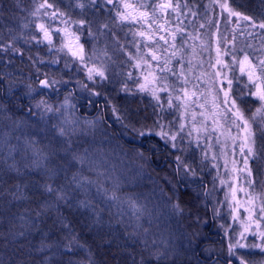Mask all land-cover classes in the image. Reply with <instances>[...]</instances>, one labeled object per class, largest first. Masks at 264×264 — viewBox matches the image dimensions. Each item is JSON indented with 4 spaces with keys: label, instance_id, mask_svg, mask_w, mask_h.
Instances as JSON below:
<instances>
[{
    "label": "rangeland",
    "instance_id": "obj_1",
    "mask_svg": "<svg viewBox=\"0 0 264 264\" xmlns=\"http://www.w3.org/2000/svg\"><path fill=\"white\" fill-rule=\"evenodd\" d=\"M36 2L39 3L42 0H36ZM50 2L55 3L62 11H66L72 20L85 18L92 22V35H89L86 25L85 30L79 34V42L84 45L86 56L92 57L88 61V66L91 67L95 63L98 67H103L108 79L100 81L98 77H95L89 80L87 70L78 59L71 57L66 49L63 52L58 51L60 43L55 34L52 46L47 42L37 43L35 40L25 42L30 32L36 35L38 40L42 38V34L34 28L33 24H29L28 28H22L23 23L28 21L40 23L48 20L44 16L28 15L34 7L33 0H0V40L4 45L11 43L16 36L21 40L15 43V47L19 48L20 52H4L5 56L11 58L7 60L8 65L21 64L22 68L26 69L27 65H32L33 60L37 58L35 72L25 70L29 73L25 74L21 80L17 79V81L24 80L21 86L27 98L36 99L30 106L32 112L29 116L25 114L23 119L13 118L9 119L8 123H4L1 122V119L7 118L4 108L5 111L0 114V134H8L11 144L23 146L25 139H29L37 141L40 147L48 150L50 144L63 143L64 138L58 136L57 129L54 127L61 123L63 113L76 122L75 134L72 136L73 148L80 154H85L87 150V156L93 162L91 170L85 166L84 175L95 181L97 172L102 173L99 177L100 183L104 188L116 191L117 196L120 197L118 202H113L97 194L95 184L90 186V191H82L72 185L66 190L75 200L74 203L78 204L79 200L87 196L98 207L95 213L90 209L94 218L96 214L100 217L102 215L100 213L104 212L103 214H112L114 218L123 221L122 223L132 233L137 246L146 251L149 264H228L229 260H232V264H239L236 258L230 256L229 245L240 239V233L249 224L248 213L245 212V208L249 205L246 203L247 197L244 192L239 191L240 188L246 187L245 173L241 171L243 168V157L239 151L241 141L239 139L233 141L231 138L236 136V129L231 126L229 116L225 115V110L230 105L222 102L221 81L225 73L229 76L231 73H228L222 65H218L216 61L218 58L224 61L230 60V57L223 55L224 50L243 48L251 54L254 50L260 49L261 45H264V30L250 28L246 21L238 20L236 17L226 20L228 13L221 10L215 0H205L203 3L207 2L206 8L203 9L205 16L196 18L198 4H193L191 8V3L187 1V7H184V0H181L179 13L181 16L178 15L177 18L169 15L170 23L165 25L166 30L152 32L153 40L147 41L144 37L133 35L137 29L147 30L139 24H120L109 21L110 14L107 12L96 13L93 8L84 10L75 8L76 0H50ZM173 2L175 3V0ZM6 3H8L7 6ZM245 3L250 9L252 8L253 13L250 16L257 20L264 19V9L258 8L257 0H245ZM231 5L234 7L232 0ZM242 13L249 15V9ZM102 20L109 23L110 31L98 30ZM56 24L63 27L59 21ZM173 25L176 27V32L172 31ZM10 28L13 29L11 34ZM172 33H175V39ZM249 33L252 34L249 35ZM161 35L167 43L159 39ZM84 39L87 43L83 41ZM155 42H158V46L153 50L159 60L151 62L153 70L158 75L168 77L164 82L169 89L168 92L157 93L161 97V104L165 110V121H173V127L170 129L173 133L181 123L185 126L177 137L178 148H172L171 143H166L160 136H139L136 131L126 127L127 120L117 119L126 113L131 115L133 110L131 107L134 105H131L130 97H135L136 93L142 103L141 113L139 112L137 116L142 123L151 124L154 108L160 111L157 101L149 93L139 92L133 82L140 77L144 66L134 67L137 60L132 57L138 59L148 52V47L145 45H153ZM248 45L252 47L249 48ZM218 47L221 49L219 57ZM169 59L170 63L167 67L176 75L167 71L160 73L159 69L155 68L157 63L163 66L164 61ZM53 61L58 62L53 63ZM48 62L54 69L51 70ZM65 63L68 64L67 68ZM218 71L221 72L219 76L216 75ZM181 72H183L182 76ZM128 73H131V78L128 77ZM45 76L48 79L58 80L59 83L54 88L61 90L64 87V94L49 91L51 99H48L40 95L41 92L46 91L45 89L39 92L29 91V85L39 89L38 80L44 79ZM125 84L129 91L124 90ZM70 86L75 90L74 94L84 99L96 98L97 102L93 101L95 103L93 105L94 108L99 106L98 110L94 112V109H91L88 111V115L91 114L89 116L82 114L79 109L80 102L73 93L68 91ZM182 87L189 92L187 111L185 112L184 107L169 109L165 102L169 97L173 105L183 103L182 100L176 99L177 96H183L180 92ZM192 93L195 95H191ZM236 94L234 82L232 95ZM65 97H67V103H65ZM39 100L47 101L53 111L44 112L43 108L37 109L35 104ZM144 106H148L149 111ZM113 107L117 109L116 112H113ZM56 109L59 111L57 112ZM105 118L113 124V128H109L104 123ZM136 127L139 128L140 125L137 124ZM230 128L231 132H229ZM189 132L192 133L190 136ZM181 136L184 138L183 141L180 139ZM52 138L56 143L51 140ZM150 139L156 140L163 146L166 156L173 163L171 166L162 168L160 164L161 168H155L151 164L148 154L142 149V145L147 146V141ZM259 147L260 141L257 140L258 151ZM180 149H183L182 159L196 167V176H185L183 169L180 172L176 170L175 157L181 155ZM204 152H207L206 157L203 155ZM0 156H7V149ZM65 159L70 157H66V154L61 151L49 163V166H61L62 172L58 176L60 186L67 184L72 174L77 171V168L70 165L63 167ZM15 160L22 175L28 172H39L38 170L44 171L42 167L30 169L24 167L25 164H31L33 160L30 150L26 156L17 151ZM234 162L236 171H233ZM11 163L12 159L9 158L7 164ZM249 164L252 169V179L255 181L254 191L260 194L264 191L262 187L264 158L259 161L250 160ZM181 187L188 189L189 204L181 201ZM233 188L237 189L235 200L232 197ZM129 201H134L143 211L138 215L135 209L129 207ZM256 203L259 204L260 200L257 199ZM177 204L182 211L175 210L174 206ZM252 228H255L254 224ZM260 230L264 231V221L261 222ZM244 235L246 239L241 240V243H251L253 238L250 233H244ZM256 242L259 243L258 240ZM157 248L168 251L170 254L166 259L157 262L152 255ZM234 251L237 255L251 251L252 255L245 256V259L250 260V264H264V253H261L260 249L245 248L234 249Z\"/></svg>",
    "mask_w": 264,
    "mask_h": 264
},
{
    "label": "snow or ice",
    "instance_id": "obj_2",
    "mask_svg": "<svg viewBox=\"0 0 264 264\" xmlns=\"http://www.w3.org/2000/svg\"><path fill=\"white\" fill-rule=\"evenodd\" d=\"M215 2L219 5L221 10L228 13L226 20L231 17H236L238 20L246 21L247 26L250 28H259L264 30V19L257 20L250 15L243 14L233 8L230 5L229 0H215ZM33 4L34 7L28 15L31 17L44 16L47 17L48 20L47 22L42 21L40 23H35L34 21L23 23L22 28H28L29 24H33L34 28L38 29L42 34V38L38 40L37 36L30 32L25 39V42H27V40H35L37 43L47 42L48 45L52 46L53 35L55 34L56 39L60 43L58 51L63 52L66 49L67 53L70 54L71 57L78 59L80 64H82L87 70V78L89 80H93L95 77H98L100 81L107 80L108 77L105 75V69L103 67H98L95 63H93L91 67L88 66V61L91 60L92 57L86 56L84 45L79 42V34L85 30L86 25L89 35H92V22L85 18L72 20L71 16H69L66 11H62L55 3L50 2V0H42V2L39 3H37L36 0H33ZM183 6L187 7V0H184ZM74 7L81 10H84L85 8H93L96 13H101L102 11L109 13V19L114 22H118L120 24L128 23L132 25L139 24L141 27H146V31L137 29L133 35H139L144 37L147 41H152V32L166 30L165 25L170 23L168 20L169 15H173L178 18L181 10V0H175V3L173 0H86V2L85 0H76ZM41 10H43V12H41ZM25 19L27 20V17ZM57 21H59V24L63 25V27L58 26L56 24ZM153 25H155V28H153ZM104 29H108L110 31L108 22H102L99 24L98 30ZM12 31L13 29L10 28V34ZM251 34L252 33H249V35ZM113 35L115 34L113 33ZM172 36L173 39H175V33H172ZM19 39L20 37H14L11 43L7 45H0V51L12 53L20 52V49L15 47V43ZM159 39L165 40L162 35ZM165 43H167L166 40ZM157 46L158 42H155L153 45L146 44L145 47H148L147 53H144L138 59L136 57H132L137 60L134 67L141 68L142 65L144 66V70L141 72L140 77L136 78L133 82L136 84L139 92H147L157 101V106L160 111H156L154 108L151 124L146 122L142 123L141 120L135 119L127 113L123 117H117V119L121 121L127 120L128 124L126 127H130L132 130L136 131L139 136H160L166 141V143H171L172 148H178L179 146L176 143L177 137L180 136V133L184 130L185 126L181 123L173 133L170 131L173 127V121H165V110L161 104V97L157 93L168 92L169 89L164 83L167 81L168 77L158 75L157 72L153 70V65L151 63L152 61L159 60V57L153 50V48ZM173 47H175L174 44ZM248 47L251 48L252 46L248 45ZM139 50V47H137V51ZM220 54L221 49L218 47V57ZM129 55H131V53ZM173 55H175V53H173ZM223 55L230 57V60L224 61L218 58L216 63L218 65H222L224 69H227V72L231 73V76L225 73L224 79L221 81V90L223 91L222 102L226 105H230V107L225 110V115L229 116L231 126L236 129V136L231 138L233 141L237 139L241 141L239 144V151L243 157V168L241 171L245 173L246 187L240 188L239 191L244 192L247 197L246 203L249 205V207L245 208V212L248 213L249 224L246 225L244 227V231L240 233V239L236 240L234 244L229 245V254L230 256L236 258L239 264H250V260L245 259V256L250 257L252 255L251 251L237 255V252L234 251V249H260L261 253H264V231L260 230L261 222L264 221V191L260 194L255 193V181L252 179V169L249 164L250 160L259 161L261 158H264V45H261L260 49L254 50L251 54L243 48L239 50L233 48L232 50H224ZM57 62L58 61H53V63ZM169 63L170 59L165 60L163 66L157 63L155 68L159 69L160 73L167 71L172 75H176L175 72H172V69L167 67ZM65 67H68L67 63H65ZM127 75L131 78V73H128ZM180 75L182 76L183 72H181ZM216 75H221V72L218 71ZM234 82L236 83V95H232ZM58 83L59 81L55 78L48 79L47 76H45L44 79L38 80V84L40 85L39 89L33 88L32 85H29L28 87L30 92H39L41 89L54 88V86ZM124 90L129 91L126 84L124 86ZM180 92L183 96H177L176 99L182 100V104L173 105L171 97H169L165 102L167 103L169 109L174 107L177 109L184 107L186 112L189 92L183 87L180 89ZM96 95H100V93H96ZM191 95H195V93H192ZM65 103H67V97H65ZM253 105L256 106L253 107ZM35 107L37 109L43 108L44 112L53 111L52 106L45 100L37 101ZM61 107H64V105H61ZM201 107H203V105H201ZM112 110L113 112L117 111L115 107H113ZM4 111V106L0 104V114ZM28 111L31 113L32 109L29 108ZM56 111L58 112L59 109H56ZM61 116L63 117L61 123L54 127L57 129L58 136L64 138L62 144H50L48 146V150H46L45 147H40L37 141L25 139L23 146H19V144H11L9 142L8 134H0V152L7 149V156H0V161L7 164V160L11 158L12 163L7 164V167L20 175L21 172L20 168L17 167L15 153L20 151L26 156L30 150L33 160L31 164H25L24 167L26 169H30L32 167H42L48 179L55 181V178L61 175L62 169L61 166H49L52 158L57 156V154L61 151L66 154V157H70V159L64 160L63 167L66 168L70 165L73 168H77V171L72 174L68 183L63 186H54L52 183H45L43 185L44 192L48 193L49 196L53 198L51 204H45L43 207L48 208L55 206L57 213H59L60 203L69 204L71 197L66 189L72 185L82 191H90V186L95 184L97 194L104 196L107 200L118 202L120 197L117 196L116 191L106 189L100 183L99 177L102 173L97 172V180L95 181L84 175L85 166L91 170L93 168V162L88 158L87 150H85V154H80L73 148L72 136L75 134L76 122L69 119L63 113ZM194 118L195 117L193 116V119ZM41 119H43L42 114ZM134 119L135 122H133ZM146 119L147 118H145V120ZM137 124L140 125L139 128L136 127ZM17 127H19V125H17ZM229 132H231V128L229 129ZM191 134V132L188 133L189 136ZM16 139L19 141V137ZM180 139L183 141L184 138L181 136ZM257 140L260 141L259 151L257 150ZM197 147H199V145H197ZM233 150H235V145H233ZM180 151L181 155H177L175 157L177 161L176 170L180 172L181 169H183V174L185 176H196V167L182 159L183 149H180ZM203 155L206 157L207 152H204ZM233 171H236L235 162ZM24 187H26V185H21L19 183L12 185V188L15 189V191L10 192L13 199H28V197L24 195ZM262 187H264V185H262ZM249 189H252V191H249ZM110 191L111 195H109ZM236 194L237 189L233 188L232 197L234 200L236 199ZM257 199L260 200L259 204L256 203ZM237 203H239V201H237ZM78 207L92 209L94 213L96 210V206L93 201L87 196L85 199L78 201ZM129 207L135 209L138 215L141 211H143V209L134 201H129ZM174 208L176 211H182L178 204L175 205ZM40 214V212L37 213L38 216ZM20 219L22 221L20 227L22 229H27L29 225L28 220L23 216H21ZM58 220L61 227L67 231V235L64 237V240L67 241L65 248L67 251H71V247L75 246L74 242L76 240L74 229L65 221V219L58 216ZM99 220L100 217L96 214V222H99ZM252 224L255 225L254 229L252 228ZM244 233H250L253 238L251 243H241V240L246 239ZM15 235L25 236L26 231H20L15 233ZM257 240L259 243L256 242ZM145 245L147 246V241H145ZM54 247L58 250L59 245L47 244L44 239H42L36 251L44 252ZM169 254L170 253L168 251H161L157 248L152 255L157 262H159L161 259H166ZM50 259L51 257H45L42 264H48ZM0 264H2V262H0ZM141 264H143V261H141ZM228 264H232V260H229Z\"/></svg>",
    "mask_w": 264,
    "mask_h": 264
},
{
    "label": "trees",
    "instance_id": "obj_3",
    "mask_svg": "<svg viewBox=\"0 0 264 264\" xmlns=\"http://www.w3.org/2000/svg\"><path fill=\"white\" fill-rule=\"evenodd\" d=\"M187 1L191 3V8L193 4H198L196 5L198 11L195 14L196 18L205 16L203 11L207 6V2L203 4L205 0ZM257 1L258 8L264 9V0ZM232 2L234 4L233 8L236 10L243 12L248 8L249 15L253 13L252 8L246 6L245 0H232ZM109 21L112 20L109 19ZM172 31L176 32L175 26ZM83 41L87 43L86 39ZM58 92L64 94L62 91ZM13 94L17 99H27L25 91H0L2 100H0V104L6 109L5 114L7 116L6 119L2 117L1 122L8 123L9 119L12 120L13 118L23 119L27 114L23 108L15 107L10 102V97ZM2 96L4 97L2 98ZM134 96L130 97L132 98L131 105H134L131 107L133 108L131 116L138 119L137 116L141 113L142 103L137 93ZM93 98L88 99V101L95 105L93 101L97 102V100L96 98L93 100ZM94 105L92 108L80 106L79 109H81L82 114L89 116L91 114L88 115V111L94 109L95 112L99 108V106L94 108ZM100 106H102V103H100ZM144 107L149 111L148 106ZM27 115L29 116V114ZM104 123L109 128H113V124L107 118L104 119ZM51 140L55 142L53 138ZM160 146L161 144L156 140L150 139L147 141V146L142 145V149L148 154L149 160L155 168H161V165L162 168H167L173 163L166 156L163 146L161 148ZM1 154L3 152H0ZM38 171L18 175L0 161V193H3L0 194V261L3 264H42L45 257H51L48 264H141V261H143V264H149L146 251L137 246L132 233L129 232L130 230L128 231L127 226L122 223L123 221L114 218L112 214L101 212L100 220L96 222V218L91 213L92 211L78 207L73 198L70 199L69 204H59V213H57L55 206L44 208L45 204L52 203L53 198L44 192L43 185L52 183L57 186L60 182H58L59 177H56L55 181L49 180L45 171ZM16 183L26 185L23 192L28 199H13L10 192L15 191L12 185ZM181 189V196L185 195V201H187L189 199L188 189L182 187ZM96 208L98 207L96 206ZM38 212L41 213L39 216L37 215ZM21 216L29 222L27 229L20 227L22 223ZM58 216L65 219L76 234L75 246L71 247V251H67L65 248L67 241L64 240V237L67 235V231L61 227ZM20 231H26V235H15ZM42 239L47 244H58V250L54 247L44 252L36 251Z\"/></svg>",
    "mask_w": 264,
    "mask_h": 264
},
{
    "label": "flooded vegetation",
    "instance_id": "obj_4",
    "mask_svg": "<svg viewBox=\"0 0 264 264\" xmlns=\"http://www.w3.org/2000/svg\"><path fill=\"white\" fill-rule=\"evenodd\" d=\"M2 14V13H1ZM18 37V36H16ZM7 39H5L6 41ZM21 41V40H19ZM17 42V41H16ZM6 44V43H5ZM0 45H4L3 41L0 40ZM18 45V44H17ZM11 59L5 56V53L0 51V91H24L22 88V84L24 83V80L22 81H17L18 78L19 80L23 79L22 77H25V74L29 73L28 71L34 73L35 72V62L37 58L33 60L32 65H27V68L25 69L24 67L22 68L21 64H14L8 65L7 60ZM13 59V58H12ZM24 59V58H23ZM25 61V59H24ZM50 64V62H48ZM51 67V70L54 69L52 64L49 65ZM25 70H28L27 72ZM50 75V73H48ZM34 84V83H32ZM46 91H43L40 93V95L44 96L45 98L51 99V96L49 94V91H65V88L62 87L61 90H56L55 88H48L45 89ZM68 91L73 93L74 97L80 102L81 106H87L92 108V103H90L87 99H84V97H80L76 94H74V89L72 86L68 87ZM4 96H2L3 98ZM36 100L35 98H27V99H22V98H16V96L13 94L10 97V102L16 107H21L24 109V111L27 114H30L28 109L31 108L32 101ZM34 102V101H33ZM98 110V108H97Z\"/></svg>",
    "mask_w": 264,
    "mask_h": 264
},
{
    "label": "bare ground",
    "instance_id": "obj_5",
    "mask_svg": "<svg viewBox=\"0 0 264 264\" xmlns=\"http://www.w3.org/2000/svg\"><path fill=\"white\" fill-rule=\"evenodd\" d=\"M181 201H182V203H184V202H185V204H189V202H188V201H185V195H184V196H181Z\"/></svg>",
    "mask_w": 264,
    "mask_h": 264
}]
</instances>
